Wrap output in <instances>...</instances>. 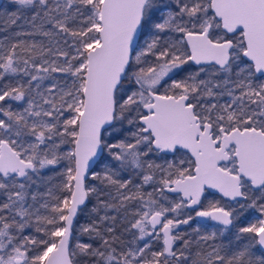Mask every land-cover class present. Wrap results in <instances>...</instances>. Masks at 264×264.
<instances>
[{
	"label": "snow or ice",
	"instance_id": "obj_1",
	"mask_svg": "<svg viewBox=\"0 0 264 264\" xmlns=\"http://www.w3.org/2000/svg\"><path fill=\"white\" fill-rule=\"evenodd\" d=\"M0 264H264V0H10Z\"/></svg>",
	"mask_w": 264,
	"mask_h": 264
},
{
	"label": "trees",
	"instance_id": "obj_2",
	"mask_svg": "<svg viewBox=\"0 0 264 264\" xmlns=\"http://www.w3.org/2000/svg\"><path fill=\"white\" fill-rule=\"evenodd\" d=\"M2 4L0 6V12H4L5 10L11 11L12 6L10 5V0H2Z\"/></svg>",
	"mask_w": 264,
	"mask_h": 264
},
{
	"label": "water",
	"instance_id": "obj_3",
	"mask_svg": "<svg viewBox=\"0 0 264 264\" xmlns=\"http://www.w3.org/2000/svg\"><path fill=\"white\" fill-rule=\"evenodd\" d=\"M2 2H3V1H2V0H0V6H1Z\"/></svg>",
	"mask_w": 264,
	"mask_h": 264
}]
</instances>
